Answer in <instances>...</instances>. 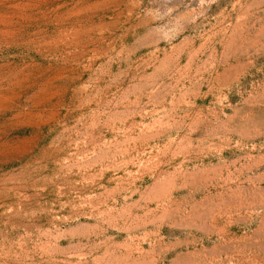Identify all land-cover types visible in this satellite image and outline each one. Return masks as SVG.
<instances>
[{"label": "rangeland", "instance_id": "rangeland-1", "mask_svg": "<svg viewBox=\"0 0 264 264\" xmlns=\"http://www.w3.org/2000/svg\"><path fill=\"white\" fill-rule=\"evenodd\" d=\"M0 264H264V0H0Z\"/></svg>", "mask_w": 264, "mask_h": 264}]
</instances>
